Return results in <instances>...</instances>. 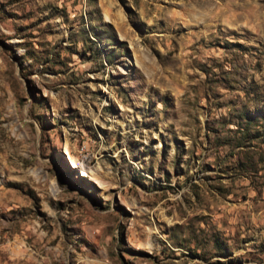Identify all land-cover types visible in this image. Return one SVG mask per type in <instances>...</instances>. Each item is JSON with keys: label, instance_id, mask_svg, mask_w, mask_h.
I'll use <instances>...</instances> for the list:
<instances>
[{"label": "rangeland", "instance_id": "obj_1", "mask_svg": "<svg viewBox=\"0 0 264 264\" xmlns=\"http://www.w3.org/2000/svg\"><path fill=\"white\" fill-rule=\"evenodd\" d=\"M0 264H264V0H0Z\"/></svg>", "mask_w": 264, "mask_h": 264}]
</instances>
